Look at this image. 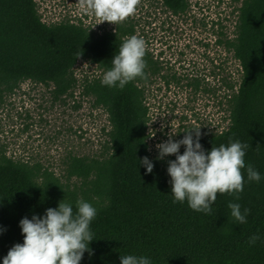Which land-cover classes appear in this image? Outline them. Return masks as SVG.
<instances>
[{"label":"trees","instance_id":"trees-1","mask_svg":"<svg viewBox=\"0 0 264 264\" xmlns=\"http://www.w3.org/2000/svg\"><path fill=\"white\" fill-rule=\"evenodd\" d=\"M161 2L175 15L188 9V0ZM239 2L233 35L220 30L215 40L238 64L239 77L223 79L228 124L220 132L199 133V143L206 152L230 140L248 144L244 186L238 200L218 193L209 215L187 201L173 202L167 167L175 155L158 159L149 151L145 91L163 69L159 60L146 50L145 78L123 89L101 84L121 42L140 37L134 27L118 23L114 31L96 34L81 22L47 24L35 0H0V106L24 81L50 86L54 99L72 96L78 85L74 67L82 60L101 71L83 79L82 94L107 113L110 125L101 155L68 158L66 178L79 184L63 183L38 165L0 152V264L10 247L23 243L22 218L43 216L60 200L75 210L78 199L97 210L90 223L91 254L86 251L80 264H120V255L129 254L151 264H264V0ZM143 157L153 164L152 172L140 163ZM247 165L260 173L259 182L248 180ZM229 202L242 212L250 209L246 223L231 217ZM254 234L260 239L250 244Z\"/></svg>","mask_w":264,"mask_h":264},{"label":"rangeland","instance_id":"rangeland-1","mask_svg":"<svg viewBox=\"0 0 264 264\" xmlns=\"http://www.w3.org/2000/svg\"><path fill=\"white\" fill-rule=\"evenodd\" d=\"M47 24L81 22L96 34L114 31L116 24L98 23L82 9L80 0H35ZM239 0H188L184 14H172L161 0H140L136 13L125 20L144 39L146 50L163 69L146 86L149 110L148 147L175 141L185 131L220 132L227 127L225 77L238 78V64L215 43L218 32L233 35ZM101 74L94 64L79 60L74 67L78 85L72 96L54 99L51 87L24 81L0 106V152L15 160L38 165L63 183L72 155L95 158L104 152L110 128L107 113L82 94V81ZM162 75L166 76L163 78ZM174 75V77H172ZM196 79V80H195ZM168 81V83L166 82ZM195 82V86L191 83Z\"/></svg>","mask_w":264,"mask_h":264},{"label":"clouds","instance_id":"clouds-1","mask_svg":"<svg viewBox=\"0 0 264 264\" xmlns=\"http://www.w3.org/2000/svg\"><path fill=\"white\" fill-rule=\"evenodd\" d=\"M80 4L98 19V23L115 25L133 16L140 0H80ZM146 48L145 40L136 35L125 38L112 57V66L103 73L101 84L123 89L136 78H145ZM195 130V139L192 132L186 130L180 140L174 141L169 136L167 141L157 144L158 159L175 155L167 167L173 202L187 201L192 210L210 215L218 193L239 199L238 193L244 186L245 149L249 145L230 140L227 145L212 146L206 152L199 143V131ZM181 145H184L182 154L179 152ZM140 163L146 166L147 172H152L153 164L147 157L141 158ZM247 178L256 182L261 179L260 173L251 165H247ZM227 207L235 221L247 222L250 209L245 208L242 212L241 206L232 202ZM96 216L95 207L78 199L75 210L70 203L60 200L57 207L47 208L43 216L34 214L31 219L22 218L19 226L23 243L10 247L2 264H80L86 251L91 254L89 243L94 239L90 223ZM259 239V235L254 234L249 243L255 244ZM120 264H151V261L145 256L129 254L120 255Z\"/></svg>","mask_w":264,"mask_h":264}]
</instances>
